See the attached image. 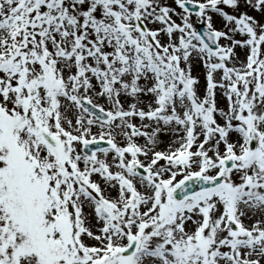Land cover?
<instances>
[{
  "label": "snow or ice",
  "instance_id": "obj_1",
  "mask_svg": "<svg viewBox=\"0 0 264 264\" xmlns=\"http://www.w3.org/2000/svg\"><path fill=\"white\" fill-rule=\"evenodd\" d=\"M0 264H264V0H0Z\"/></svg>",
  "mask_w": 264,
  "mask_h": 264
}]
</instances>
